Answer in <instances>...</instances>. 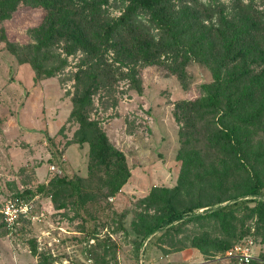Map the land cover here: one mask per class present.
Instances as JSON below:
<instances>
[{
  "label": "rangeland",
  "instance_id": "374dc122",
  "mask_svg": "<svg viewBox=\"0 0 264 264\" xmlns=\"http://www.w3.org/2000/svg\"><path fill=\"white\" fill-rule=\"evenodd\" d=\"M237 3L264 12V0H213L224 14ZM126 6L106 0L102 30ZM68 10L72 23L60 28L66 16L57 18L56 38L38 56L53 69L49 77H37L27 61L46 12L22 2L11 18L0 21V264H140V259L142 264H237L221 257L246 241L264 256V223L254 203L235 209L226 225L185 218L176 230L145 235L166 213L162 203L153 205L147 197L154 188H174L187 159L205 162L188 176L178 201L182 208L200 199L205 207L196 214H202L232 204L234 196L248 198L240 194L251 186L253 173L260 175L258 198L264 199V133L249 150V171L234 173L233 164L223 165L221 152L209 145L214 120H200L203 88L213 82L209 64L186 47L159 51L148 62L136 56L120 64L112 50L83 49L88 29L74 22L90 18L86 5L74 0ZM216 19L204 16L203 23ZM94 70L84 117L114 151L99 159L91 156L89 142L79 141L80 126L72 115L85 75ZM41 185L44 191L38 193Z\"/></svg>",
  "mask_w": 264,
  "mask_h": 264
},
{
  "label": "trees",
  "instance_id": "16d2710c",
  "mask_svg": "<svg viewBox=\"0 0 264 264\" xmlns=\"http://www.w3.org/2000/svg\"><path fill=\"white\" fill-rule=\"evenodd\" d=\"M73 1L0 0V21L11 18L22 2H29L47 14L44 23L35 30L37 44L29 47L33 48V55L27 61L37 77L54 74L53 69L45 68L38 56L56 38L54 28L58 25L57 18L63 19L66 16L60 21V28H66L72 23L68 7ZM77 1L86 5L87 14L90 16L89 19L88 16H81L74 22L77 28L83 25L88 29L89 41L84 44V50L87 45L103 47L105 51L112 50L117 61L126 65V59L132 57L139 56L148 62L159 51L169 53L167 49H174L177 52L186 47L193 57H200L209 64L213 82L203 88L205 96L200 101V120H214L211 126L214 132L209 139V145L221 152L220 161L224 162L223 165L233 164L234 173H247L249 150L253 142L264 133V12L251 5L237 3L230 12L224 14L218 11L213 0H119L127 3L124 12L102 30V20L99 17L106 0ZM143 15L148 17L145 18L146 21L142 20ZM204 16L206 19L216 16L217 19L206 25L203 23ZM248 57H251L249 65ZM252 67H261V70L256 73ZM129 73L132 74L131 81L135 83L133 70H129ZM96 76L95 70L92 75H85L86 81L81 86L83 93L76 100L72 115L80 126L79 141L89 142L91 156L99 159L101 155L114 151L106 144V137L98 131L96 124L87 122L84 117ZM204 162L201 158L184 160L183 174L174 188L152 190L147 197L148 201L153 205L162 203L166 213L162 219L147 228L146 236L159 229L165 228V233L176 230V226L185 218L194 222L220 220L226 225L232 219L231 214L235 209L250 203L256 205L253 211L258 220L264 223V199L258 198L261 195V178L257 173L250 175L251 186L240 194L248 198L235 200L237 196H234L232 204L202 214H196L197 210L205 207L200 199L191 202L187 207L182 208L179 205L180 194L185 189L188 176L192 170L203 168ZM97 163L103 165L101 161ZM124 181L122 177L119 185ZM44 187L39 186L37 192L43 193ZM222 202L223 200H218L216 204ZM200 245L196 244L204 252L209 250ZM260 258L264 259V256ZM250 264L264 262L255 261Z\"/></svg>",
  "mask_w": 264,
  "mask_h": 264
},
{
  "label": "built area",
  "instance_id": "2783aa9c",
  "mask_svg": "<svg viewBox=\"0 0 264 264\" xmlns=\"http://www.w3.org/2000/svg\"><path fill=\"white\" fill-rule=\"evenodd\" d=\"M11 206L12 208H14V205ZM9 212V210H5V212H3L8 217V221L12 220ZM14 214H16V209L15 212L12 214L13 219ZM253 248L254 243L252 241L242 242L226 251L221 258L236 262L237 264H250L251 262L255 261L264 262V259H261L259 257V254L254 253ZM140 264H142V259H140Z\"/></svg>",
  "mask_w": 264,
  "mask_h": 264
}]
</instances>
